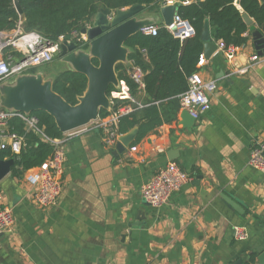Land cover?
Wrapping results in <instances>:
<instances>
[{
	"label": "crops",
	"instance_id": "0c3cea01",
	"mask_svg": "<svg viewBox=\"0 0 264 264\" xmlns=\"http://www.w3.org/2000/svg\"><path fill=\"white\" fill-rule=\"evenodd\" d=\"M161 7H144L137 18L163 25ZM247 35L231 55L215 50L197 64L196 71L217 85L199 119L179 109L174 121L135 145L132 128L122 134L132 137L122 152H116L118 141L105 145L98 131L71 136L64 144L62 191L55 206L42 208L33 201L26 171L1 179L0 195L13 209L14 224L0 234V264H247L252 253L259 264L264 173L254 170L248 157L253 144L264 139V53L245 69L249 57L258 54L252 32ZM65 64L62 70L69 69ZM62 70L42 75L53 81ZM138 86L139 100L132 97L141 106L143 80ZM121 87H127L123 81ZM169 161L190 179L165 204L152 207L140 187ZM234 226L246 231V239L233 238Z\"/></svg>",
	"mask_w": 264,
	"mask_h": 264
},
{
	"label": "trees",
	"instance_id": "16d2710c",
	"mask_svg": "<svg viewBox=\"0 0 264 264\" xmlns=\"http://www.w3.org/2000/svg\"><path fill=\"white\" fill-rule=\"evenodd\" d=\"M15 0H0V32L14 29L20 15L14 7ZM22 10L23 27L33 30L50 41L60 35H67L72 29H79L90 21L99 7L127 8L141 4L148 10L158 9L162 0H16ZM239 6V7H238ZM176 12L189 22L195 34L180 40L174 37L163 25H158L156 34H143L140 31L129 37L125 45L131 65L142 71L143 94L141 106L133 104L134 110L119 118L117 134L122 135L136 128L131 145H135L148 134L157 131L163 123H171L179 111V96L188 88L187 77L197 70L199 55L203 52L201 32L207 19L211 36L221 40L226 46L237 47L248 40L249 25L243 18L246 13L260 33L264 34V1L261 0H197L188 4H178ZM86 43L82 48L86 49ZM97 64L96 60H93ZM126 63L115 66L117 78L123 81L129 93L137 101L140 88L129 76ZM35 72V69L31 70ZM87 86V78L80 72L65 69L56 74L52 89L69 104H76ZM118 88L112 85L108 96ZM127 99H114L110 110L101 108L99 118L108 116L111 111L125 103ZM37 118V128L27 129L24 121L17 116L8 120L7 131L21 136L24 146L18 154L8 149L0 153V158H15L11 174L21 175L24 171L40 166L52 153L50 139H59L63 132L54 119L45 111L30 113ZM42 134L46 137H43ZM256 262L252 253L248 263Z\"/></svg>",
	"mask_w": 264,
	"mask_h": 264
},
{
	"label": "built area",
	"instance_id": "2783aa9c",
	"mask_svg": "<svg viewBox=\"0 0 264 264\" xmlns=\"http://www.w3.org/2000/svg\"><path fill=\"white\" fill-rule=\"evenodd\" d=\"M179 0H162V6L174 5L177 7ZM92 19V18H91ZM91 25V20L86 21L85 28ZM163 26L176 38L183 40L194 36L193 26L183 20L176 12L172 17V22ZM81 28L72 29L67 35H60L55 41H50L33 30L23 27V21L19 18L14 29L0 32V84L13 80L16 76L35 73L32 69L36 66L49 64L53 61L54 54H57L59 45L63 42H74L76 47H82L87 43L85 34L81 33ZM158 25L149 24L140 28L143 34H156ZM264 38V36H263ZM217 50H222L227 55H231L235 47L226 46L221 40H216ZM260 60L259 54H252L249 57V64L245 69L252 67ZM204 63L203 55L199 56L198 65ZM142 71L134 66L129 70L130 78L142 84ZM188 88L179 96V109L184 110L197 120L200 114L210 107L209 98L215 91L217 85L213 79H204L198 71H194L187 77ZM110 108L114 99H127L129 102L119 106L117 110L104 118H97L88 124L77 129L65 132L59 139H50L53 144L51 155L38 167L26 171L25 179L31 185V196L33 201L42 208L55 206L58 203L62 191V174L65 163V142L73 135L94 130L100 133L105 145H114L118 138L117 123L121 116L134 110V98L130 95L127 87L112 91L109 95ZM17 116L22 119L27 128L40 133L37 128V118L30 114L17 112L6 108H0V153L9 150L13 154H18L24 146L23 138L16 133L7 131L8 120ZM43 137H45L42 134ZM46 138V137H45ZM135 151L136 147H131ZM248 164L256 171L264 173V139L256 141L249 151ZM187 172L174 162L169 161L164 166L146 180L140 187L142 199L152 207H160L165 204L172 193L180 190L189 181ZM14 224L13 209L3 202L0 195V234L12 231ZM233 238L236 240L246 239L247 233L240 226L232 229ZM251 264V263H247Z\"/></svg>",
	"mask_w": 264,
	"mask_h": 264
},
{
	"label": "water",
	"instance_id": "95a60500",
	"mask_svg": "<svg viewBox=\"0 0 264 264\" xmlns=\"http://www.w3.org/2000/svg\"><path fill=\"white\" fill-rule=\"evenodd\" d=\"M264 1V0H261ZM14 7L22 16L19 3L15 0ZM144 5L133 4L127 8L99 7L92 16L91 25L81 28L88 40L86 49H79L74 42H63L59 45L57 54L69 65V69L84 74L87 86L77 103L69 104L62 96L52 89V80L44 79L39 72L16 76L13 80L0 84V108L30 114L33 111L47 112L59 130L63 133L82 127L98 118L101 108H110L107 90L110 85L119 87L115 66L128 61L129 48L125 45L127 39L137 33L141 27L154 24L150 19H138V13ZM174 5L163 6L160 9L163 23L172 22L175 13ZM243 18L252 32L253 44L261 55L264 53V38L258 32L252 19L243 13ZM203 41V56L210 57L217 44L214 42L209 23L206 19L201 32ZM93 60L97 61L94 64ZM136 134V132H135ZM134 134V137H135ZM124 135V134H123ZM120 135L116 143V152H122L132 137ZM134 139V138H133ZM15 158H0V180L11 171ZM226 201L236 210L239 205L227 196ZM259 264H264V251L258 255ZM235 264H241L237 261Z\"/></svg>",
	"mask_w": 264,
	"mask_h": 264
},
{
	"label": "rangeland",
	"instance_id": "374dc122",
	"mask_svg": "<svg viewBox=\"0 0 264 264\" xmlns=\"http://www.w3.org/2000/svg\"><path fill=\"white\" fill-rule=\"evenodd\" d=\"M65 63L66 62L60 59V56L58 54H54V58L51 63L36 66L35 71L47 77L48 74H53L58 70H62L66 66Z\"/></svg>",
	"mask_w": 264,
	"mask_h": 264
}]
</instances>
